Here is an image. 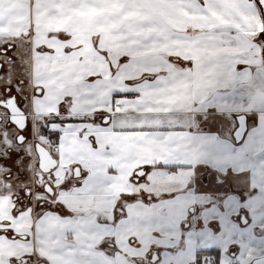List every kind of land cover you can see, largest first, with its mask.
I'll return each mask as SVG.
<instances>
[{
	"label": "snow or ice",
	"instance_id": "obj_1",
	"mask_svg": "<svg viewBox=\"0 0 264 264\" xmlns=\"http://www.w3.org/2000/svg\"><path fill=\"white\" fill-rule=\"evenodd\" d=\"M0 264H264V0H0Z\"/></svg>",
	"mask_w": 264,
	"mask_h": 264
}]
</instances>
